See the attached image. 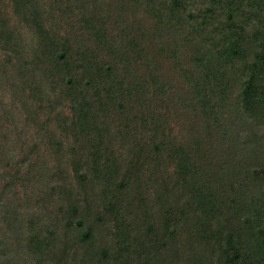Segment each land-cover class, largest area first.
Masks as SVG:
<instances>
[{
	"label": "trees",
	"instance_id": "1",
	"mask_svg": "<svg viewBox=\"0 0 264 264\" xmlns=\"http://www.w3.org/2000/svg\"><path fill=\"white\" fill-rule=\"evenodd\" d=\"M8 1L35 36V109L68 108L71 144L50 139L59 163L38 172L57 211L25 242L10 224L0 264H264V0H119L109 23L98 0Z\"/></svg>",
	"mask_w": 264,
	"mask_h": 264
},
{
	"label": "rangeland",
	"instance_id": "2",
	"mask_svg": "<svg viewBox=\"0 0 264 264\" xmlns=\"http://www.w3.org/2000/svg\"><path fill=\"white\" fill-rule=\"evenodd\" d=\"M118 1L98 0L100 3V5L98 4V12L102 11L103 14L108 16V20L105 22L109 23V20H113V10L117 7ZM0 2L3 5L0 7V160L2 157L3 162L8 163L6 166L4 164L0 165V238L3 235L6 236V233L8 234L10 224H13V228L16 230L13 229L12 232H17V235L24 238L28 236L30 231L29 222L31 219H36L37 222L50 221L49 217L53 216V211L56 212L57 205L60 204L55 193V196L49 202H44L40 198L42 194H39L43 186V181L37 180L40 166L51 168L59 163L60 159V154H56V148L49 143V140L59 139L62 142L63 152L67 153L71 144V137L66 138L62 134L58 125L59 121L56 119L58 116L57 111L62 108H56V114L54 112L48 113V103L44 102L42 103V109H35L37 104L35 102L36 96L32 92V85L35 79H38L39 74L30 73L31 67L33 68L32 64L31 66L24 64L32 59L35 36H33L31 28L26 26L13 13L10 1L0 0ZM58 15L60 17L57 16L54 19V24L58 25L61 34L67 33L68 37L70 35L72 42L75 43L77 37L75 29L74 31L72 29L74 28L73 21L67 18L59 9ZM140 19L143 18L138 11L133 12L131 15L128 14V21L136 22ZM143 23V26L149 28L148 23L145 21ZM47 27H50V25L47 24ZM113 28L115 29V26ZM14 49H17L18 52H13ZM20 69L23 73L19 72ZM164 69L167 71L165 73L169 75V80L179 81L178 73L171 70V65L165 64ZM31 75L32 77L29 79L28 77ZM28 79L31 81H28ZM30 84L32 85L30 86ZM42 89L45 90L42 93L44 96L47 94V88L42 87ZM53 95L54 93L51 92L50 96ZM28 101L32 104L31 109L28 108L30 104H25ZM24 104L25 107L27 105L26 108ZM62 112L64 115H69L68 108H63ZM30 113L31 117L28 116ZM170 123L174 129L180 128L181 131H185L186 123L184 119L181 120L179 125L172 121ZM117 126V124L112 125L111 133L115 147L118 149L123 137L122 135L118 137L120 131L119 126ZM117 131L119 134L116 136ZM120 150L123 152L124 146ZM24 160L26 161L24 165L18 168L17 166H20ZM30 163H33V167L29 174L27 165H30ZM63 168L72 173L70 161L64 159ZM15 171L20 174L18 175L23 180L14 177L11 183L8 180H11V176ZM129 178L127 177V179ZM70 182L71 186H74L73 181ZM13 216L16 217V222L13 221ZM93 223L98 224L99 222ZM93 230L97 241L100 237L106 245L109 244L107 240H111L112 244L114 243L112 242L114 236L111 234L114 230L111 226L105 228V226L100 225ZM26 239L24 238L22 241L25 242ZM81 258L82 255L77 259ZM96 259L97 257H94L95 261ZM30 261L32 263L33 260ZM17 263L26 264L23 261Z\"/></svg>",
	"mask_w": 264,
	"mask_h": 264
}]
</instances>
